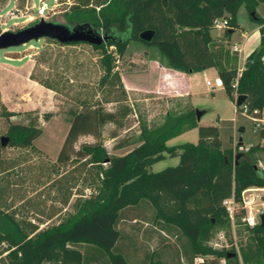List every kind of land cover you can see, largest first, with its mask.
<instances>
[{
	"label": "trees",
	"instance_id": "trees-1",
	"mask_svg": "<svg viewBox=\"0 0 264 264\" xmlns=\"http://www.w3.org/2000/svg\"><path fill=\"white\" fill-rule=\"evenodd\" d=\"M260 4L264 0H75L61 18L67 26H84L105 37L101 45L91 46L100 53L102 87L113 88L116 82L123 88L115 63L134 41L155 48L160 65L170 70L193 74L215 69L236 112L240 107L234 96L244 95L248 112L257 111L260 116L264 110V26L258 47L247 56L239 73L236 52L211 35L215 21L220 20L227 24L223 38H228L238 28L236 15L242 5L251 20L263 25L256 14ZM145 31H153L149 42L139 38ZM80 106L70 112L56 161L66 164L71 157L88 160L96 176L90 194L78 198L72 214L58 224L30 233L0 208V245L6 252L0 264H130L118 249V226L143 203L154 212L151 223L155 230L177 238V264H194L196 258L201 259L196 264H219L220 260L225 264H264V228L245 226L240 222L241 213L235 215L232 226L222 205L229 198L239 202L246 189H264V174L253 156L264 147H249L236 162L232 150L221 149L218 129L198 126L191 110L183 115L167 114L157 127H141L138 144L123 155H109L98 141L75 149L79 137L98 139L102 126H120L128 113L127 108L107 112L86 101ZM5 116L14 115L7 112ZM192 129H197L195 144L166 145ZM40 135L41 129L32 123L10 124L6 146L29 148ZM166 156L178 157V164L159 172L149 170ZM232 227L237 237L246 234L244 245L237 252L233 246L214 249L211 242L220 231L231 243ZM157 256L146 254L139 264H162Z\"/></svg>",
	"mask_w": 264,
	"mask_h": 264
},
{
	"label": "rangeland",
	"instance_id": "rangeland-1",
	"mask_svg": "<svg viewBox=\"0 0 264 264\" xmlns=\"http://www.w3.org/2000/svg\"><path fill=\"white\" fill-rule=\"evenodd\" d=\"M57 1V13L46 22L64 24L61 14L75 0ZM45 3L51 7L53 0H45ZM37 4V0H0L1 33H14L38 22ZM263 8L256 10L257 16H264ZM250 22L244 6H240L236 23L249 29ZM224 29L214 28L212 37L225 41ZM225 44L232 51L230 44ZM4 56L21 59L12 62ZM99 58L100 53L88 44L60 45L46 38L0 49V64H10L16 69H0V137H6L10 124L32 123L41 129V135L29 148L4 146L0 149V208L12 214L29 233L56 225L72 214L75 201L87 197L96 180L95 168L88 160L71 157L66 164L56 161L69 128L70 112L80 110L82 101L107 112L127 108L128 113L120 126L112 123L102 126L98 139L79 137L75 149L81 144L98 141L109 155H123L138 144L141 127H157L167 114L183 115L191 110L202 113L198 126L218 129L222 150H232L235 156L248 147L259 144L264 147V123L256 128L250 117L235 111L224 88L214 85L215 69L185 74L187 78L179 81L173 75V78H165L170 83L160 82L155 71L162 63L158 51L131 41L115 63L123 88L116 82L112 88L99 84L103 74ZM31 75L37 82L30 78ZM206 81L211 85L207 86ZM182 87L188 89L190 96ZM7 112L14 116H5ZM46 114L49 117L45 118ZM197 139V129H192L168 140L166 145L195 144ZM239 139L242 146H238ZM253 156L257 159L256 167L264 174V150ZM178 162V157L166 156L149 170L159 172ZM244 195L254 198L252 205H264V190ZM153 214L152 208L145 203L130 211L118 226L121 232L118 249L130 264H139L152 252L158 254L157 259L162 264H177L180 244L175 236L155 230L151 223ZM235 234L232 227L230 243L220 231L212 239L211 246L214 249L233 246L237 252L244 245L246 234L241 237ZM220 235H224L223 240H219ZM4 248L1 244L0 262L5 260ZM180 260L185 263V259ZM199 262L201 259L194 260V264ZM224 263L219 261V264Z\"/></svg>",
	"mask_w": 264,
	"mask_h": 264
},
{
	"label": "water",
	"instance_id": "water-1",
	"mask_svg": "<svg viewBox=\"0 0 264 264\" xmlns=\"http://www.w3.org/2000/svg\"><path fill=\"white\" fill-rule=\"evenodd\" d=\"M253 15V14H252ZM153 31L142 32L139 38L143 41L149 42L152 38ZM50 39L56 41L60 44H70V43H85L90 46L101 45L105 42V37L90 28L84 26H67L65 24L46 22L43 20L17 32H3L0 34V49H5L14 46L24 45L31 40L38 39ZM245 96L238 95L236 98L235 105L240 106L244 103ZM201 112L195 111L196 122L200 120ZM243 132V129H239ZM8 142L7 137H1V146H6ZM238 146H242L241 139H239ZM241 157L238 153L235 156L236 162ZM259 225L264 228V213L259 217Z\"/></svg>",
	"mask_w": 264,
	"mask_h": 264
},
{
	"label": "built area",
	"instance_id": "built-area-1",
	"mask_svg": "<svg viewBox=\"0 0 264 264\" xmlns=\"http://www.w3.org/2000/svg\"><path fill=\"white\" fill-rule=\"evenodd\" d=\"M37 15L36 18L38 21L43 20L47 21L51 16L55 15L57 13L58 8V1L53 0V5L51 7H48V5L45 3V0H37ZM227 24L225 21L217 20L214 23V28H226ZM238 49L234 47V51H237ZM239 73V71H238ZM206 85L210 86L211 83L209 81H206ZM215 87L222 86L220 79L214 80ZM237 95L234 96V103L236 102ZM243 114L247 115L252 119V121L255 123L256 128L260 127L261 123H264V118L261 116H258L257 111H253L252 113L248 112V109L246 105L243 103L239 106ZM236 111V109H235ZM261 191L258 188H249L244 190L241 193V198L239 202L234 201L233 198L226 199L222 202V205L225 207V210L228 214V218L230 220L231 225L234 224V218L235 215L238 213L240 214V222L243 223L245 226L248 227H254L257 224H259V217L264 213V205L260 203V205H252L254 198L245 197L246 192H259ZM262 206V207H261ZM259 207H261L259 209ZM224 235L219 236V240H223ZM224 263V260H222Z\"/></svg>",
	"mask_w": 264,
	"mask_h": 264
},
{
	"label": "crops",
	"instance_id": "crops-1",
	"mask_svg": "<svg viewBox=\"0 0 264 264\" xmlns=\"http://www.w3.org/2000/svg\"><path fill=\"white\" fill-rule=\"evenodd\" d=\"M263 7H264V4H260L256 10L259 11L260 8L262 10ZM263 11H264V8H263ZM262 14H264V13H262ZM258 17L264 21L263 15H259ZM250 21L251 22L249 24V29H246L243 26H240L239 24H237L238 28L235 29L234 32L228 38L224 39L225 43L230 44L232 51H234L233 47H236L238 49L237 51H234V52H236V54H237V60H238L237 62H238V71L239 72L242 70L243 64H244L247 56L253 50H255L258 47L259 42H260V28L262 26H264V24L263 25L257 24L254 20L250 19ZM4 59L12 61V62H17L21 58L4 56ZM263 61H264V57H263ZM25 65H26V68L28 69L29 68L28 63H26ZM0 69H3V70L5 69L7 71L16 70L10 64H3V65L0 64ZM155 71H156V73H158V78H159L160 82L166 81V83H170V81H167L165 78H169V77L173 78L172 77L173 75L176 76V78H177L176 80H178V81L180 78H184V79L187 78L185 74L170 70V69L165 68L163 66H161L159 70H155ZM215 72H216V70H215ZM179 85H180V83H179ZM220 87H222V86H220ZM182 89L185 90L186 94H188L190 96V93H188L189 92L188 89H186V88L184 89V87H182ZM178 97H183V95H178ZM260 116L264 118V110L262 111ZM248 148H245V149H248ZM260 190L263 191L264 189H260Z\"/></svg>",
	"mask_w": 264,
	"mask_h": 264
}]
</instances>
